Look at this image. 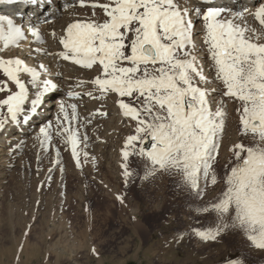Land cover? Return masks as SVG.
<instances>
[{"label": "snow or ice", "instance_id": "snow-or-ice-1", "mask_svg": "<svg viewBox=\"0 0 264 264\" xmlns=\"http://www.w3.org/2000/svg\"><path fill=\"white\" fill-rule=\"evenodd\" d=\"M28 3L36 5L37 0ZM76 3L91 8L92 16L67 24L59 37L63 50L55 55L96 73L88 81L78 80L73 87L91 84L99 95L93 91L83 94L93 99L115 94L120 98L117 104L121 114L136 122L134 134L126 137L122 150L125 179L132 175L128 157L135 154L145 162L142 179L158 172L179 176L180 184L201 199L209 185L221 184L219 194L197 209L199 213H214V226L193 229V233L209 242L229 230H239L255 248L264 249V3L254 11L211 6L212 0H196V4L189 0ZM97 9L102 17L97 16ZM248 17L259 26L250 23ZM196 20L203 21L202 47L195 40ZM27 32L33 42L44 43L39 29L31 23ZM26 38L23 23L0 15V53L21 47ZM0 72L16 87L11 91L7 81H0V92L9 93L0 99V131L7 125L29 123L43 98L58 88L51 79L41 78L47 72L45 65L32 67L18 57L5 59L0 55ZM214 95L220 99L214 101ZM67 96L76 99L81 93L70 90ZM228 103L235 105L238 134L251 143L232 145V158L225 165L224 175L218 177L215 164L226 129ZM96 114L106 115L99 110L92 115ZM82 126L77 105L61 102L55 121L41 125L36 139L47 152L55 131L80 167V145L86 148L88 140L87 135H80ZM22 145L23 141L16 149ZM56 156L54 164L59 163L58 149ZM83 156L86 162L88 153L83 152ZM117 199L123 202L121 197ZM228 264L244 262L233 259Z\"/></svg>", "mask_w": 264, "mask_h": 264}, {"label": "rangeland", "instance_id": "rangeland-1", "mask_svg": "<svg viewBox=\"0 0 264 264\" xmlns=\"http://www.w3.org/2000/svg\"><path fill=\"white\" fill-rule=\"evenodd\" d=\"M84 9L91 17L92 9ZM97 10V16L102 17V11ZM199 22L203 25L202 20L195 24ZM197 34L201 36L197 44L201 47L203 31ZM22 58L26 60L25 55ZM75 68L79 76L96 75L77 65ZM0 81H7L2 72ZM7 84L16 91L11 81ZM8 94L0 92V99ZM82 96H66L63 101L77 105L83 125L80 135L88 137L87 147L80 145L81 166L77 167L70 147L55 131L52 146L42 151L36 128L27 135L16 164L0 179V264H228L233 259L244 264H264V249L255 248L239 230H229L217 241L209 242L193 233V229L214 226L215 214L199 213L197 209L219 194L221 184L209 185L201 199L180 184L179 176L158 172L142 179L145 162L135 154L128 157L132 175L126 180L121 167L125 163L122 150L126 137L134 134L136 122L120 114L117 96L96 101H85ZM124 100L129 102L128 98ZM101 109L111 114L103 118L92 115ZM112 111L123 118L112 115ZM227 113L215 164L218 177L224 175L225 165L232 158V145L251 143L238 134L235 105L228 103ZM57 114L58 108L54 107L41 125L54 122ZM73 125L79 126L77 122ZM5 130L0 131V136ZM57 149L59 163L54 164Z\"/></svg>", "mask_w": 264, "mask_h": 264}, {"label": "bare ground", "instance_id": "bare-ground-1", "mask_svg": "<svg viewBox=\"0 0 264 264\" xmlns=\"http://www.w3.org/2000/svg\"><path fill=\"white\" fill-rule=\"evenodd\" d=\"M101 2H103V0H101ZM189 2L190 4H196V0H189ZM260 3H264V0H212L211 6L225 7L233 10H241L243 8H248L249 10L254 11L255 7H258ZM67 4H73L74 6L66 8L65 5ZM89 14L91 13L79 7L78 3H76V0H37L36 5L29 4L28 0H19L18 3L16 2V0H12L10 2L0 0V15H8L9 17L13 18L16 23H23L24 31L27 37L24 41H21V47H10L6 49L4 53H0V55H3V57L6 59L18 57L22 60H24L22 58V55H25L26 60H24V62L27 65L32 67H38L40 64L45 65L47 68V72L42 73L41 78L51 79L54 83L58 85V89L50 92L43 98V102L39 109L34 114H31V119L29 123L7 125L5 132L0 136V179L4 178L7 175L9 168L16 164L21 154V151L24 148V143L26 142L27 135L36 128L40 127L43 120L45 119L46 114H52L54 107L58 108V105L61 102L65 101L64 97L67 96V93L70 90L81 93V95H83L82 97L86 98L85 101L93 98L83 93L93 91L94 95H99L98 92H95L93 90L91 84L86 83L83 88L73 87V85H75L78 80L88 81L95 76L94 74L93 77L91 76L92 78H88V75H83L85 73L82 74L83 76H79L74 73V71L76 70V65L72 64L70 61L59 59L55 55L56 53L63 50V48H58L57 44L59 43V37L60 35H62L63 29L67 26V24L77 19H84L86 17H90ZM45 19H48L51 22L44 23ZM248 20L253 25L257 27L259 26L258 22H255L252 17H248ZM29 23L39 29L40 33L42 34L44 43L40 44L33 42L34 38L31 37V35L27 32V27ZM195 28V40L198 44L201 36H198L197 33L199 31L202 32V23L199 22L198 26L195 24ZM53 32L56 33L55 37L52 36ZM200 44L202 45V43ZM37 48L43 49L44 51H33ZM45 53H51L52 55H47ZM201 56L204 58L205 62L206 53L202 51ZM65 69H68L69 71L64 72ZM208 71L209 70L207 65L205 66V72L208 73ZM22 79L27 80L28 77L26 75H22ZM57 94L60 96L55 99L54 96ZM114 97H116L115 94H109L106 99L110 100ZM219 99L220 97L218 95L213 96L214 101ZM94 100L96 101V99ZM98 102L100 101L98 100ZM213 107H215V103H213ZM101 110L100 112L106 113V115L111 114L109 112L107 113V111L105 112ZM112 112V115H117L118 117H120L118 113H115L114 111ZM87 114H89V112ZM94 116H96L97 118H103V116L105 115L96 114ZM21 141H23L22 147L16 149V145L19 144ZM10 149L15 150L10 151Z\"/></svg>", "mask_w": 264, "mask_h": 264}]
</instances>
